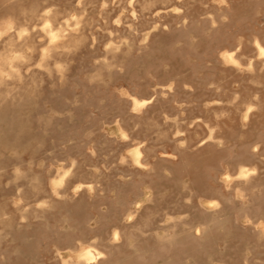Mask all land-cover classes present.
Instances as JSON below:
<instances>
[{"label":"rangeland","instance_id":"1","mask_svg":"<svg viewBox=\"0 0 264 264\" xmlns=\"http://www.w3.org/2000/svg\"><path fill=\"white\" fill-rule=\"evenodd\" d=\"M11 21L0 264H264V0H0Z\"/></svg>","mask_w":264,"mask_h":264},{"label":"bare ground","instance_id":"2","mask_svg":"<svg viewBox=\"0 0 264 264\" xmlns=\"http://www.w3.org/2000/svg\"><path fill=\"white\" fill-rule=\"evenodd\" d=\"M46 3H47V1H45ZM37 3L38 2H36V5H37ZM80 3V2H79ZM87 5V4H86ZM130 5V4H129ZM35 7V6H34ZM26 9V8H25ZM33 9V8H32ZM36 9V8H35ZM44 9H46V8H44ZM52 9V8H51ZM175 9V8H174ZM47 13H49V10H46V12H45V15L41 18L42 20H43V18H44V25L45 24H47V25H49V27L48 28H45L44 27V25L43 24H41L42 26H43V31L45 32V34L48 36V38H49V41H48V43H49V46L48 47H46L45 45V47H44V49L42 50V57H40V58H42L41 59V61L43 60V63L41 62V64L42 65H44L45 67H47V69H50L49 68V66H48V59L52 56L51 54V50L52 49H58V48H61V47H64L66 44H65V42H67V41H65V39H64V34H62L63 33V31H64V29L60 26V27H58V28H56L55 26H53V24H52V21H51V18H50V15L49 14H47ZM35 15V14H34ZM41 16V15H40ZM53 17H54V15H53ZM56 17V16H55ZM9 18V17H8ZM35 18V17H34ZM12 19V18H11ZM30 22V21H29ZM11 23H12V25H13V27H15L14 26V23L11 21ZM35 24H37V23H35ZM21 26V25H20ZM36 27V26H35ZM34 27V28H35ZM39 27V26H38ZM20 28V27H19ZM29 28H30V25H29ZM77 28V30H78V27H76ZM18 30V29H17ZM21 30H26L27 31V29L26 28H22V29H20V31ZM19 31V30H18ZM20 31L18 32V33H20ZM75 31V30H74ZM42 32V31H41ZM67 32V31H66ZM70 32V31H69ZM72 32V31H71ZM28 33V32H27ZM75 33V32H74ZM73 33V34H74ZM53 34H55V36H56V39L55 40H53ZM20 36V35H19ZM45 36V35H44ZM11 37V36H10ZM35 37V36H34ZM14 38H15V36H14ZM17 38V37H16ZM21 38V37H20ZM47 38V39H48ZM79 38V37H78ZM77 38V39H78ZM81 38V37H80ZM6 39V38H5ZM4 39V40H5ZM22 39V38H21ZM77 39H76V41H77ZM82 39V38H81ZM11 40H12V38H11ZM36 41V40H35ZM3 43H5V42H3ZM7 43V42H6ZM47 43V44H48ZM70 44H72L71 42H70ZM69 44V45H70ZM14 45V44H13ZM24 45L25 46H28V47H31V48H34V47H32L33 46V37L32 36H30V37H28V38H26V40L24 41ZM67 46V45H66ZM14 47V46H13ZM27 47V48H28ZM42 47V46H41ZM68 47V46H67ZM70 47V46H69ZM256 47H257V50H258V52L261 54V55H263L264 54V46H262L261 45V43H259V41L258 42H256ZM62 49V48H61ZM13 50V49H12ZM11 50V51H12ZM29 50V49H28ZM31 50V49H30ZM65 50V49H64ZM10 51V50H9ZM34 51V50H33ZM16 52V51H15ZM18 52V51H17ZM63 52V51H62ZM6 53V52H5ZM9 53V52H8ZM23 53V52H22ZM21 53V55H19V56H21V57H24V55ZM59 53V52H58ZM61 53V52H60ZM16 54V53H15ZM30 54V53H29ZM226 54V53H225ZM2 55V54H1ZM227 57L228 58H230L232 61H235V63H236V57H235V53L233 52V51H229V52H227ZM27 56V55H26ZM32 56V55H31ZM61 56V55H60ZM62 57V56H61ZM33 58V57H32ZM0 83H2L3 82V80H4V74L3 73H5L4 72V66L5 65H7L8 63H10L11 64V61H10V57L9 56H2V57H0ZM25 59H26V57H25ZM29 59V58H28ZM51 59V58H50ZM14 60V59H13ZM16 60V59H15ZM29 60H31V59H29ZM29 60H27V61H29ZM237 60H238V58H237ZM21 61V60H20ZM30 62V61H29ZM22 63H24V62H22ZM241 63V62H240ZM14 64V63H13ZM34 64V63H33ZM39 65H40V62H39ZM63 65V64H62ZM9 66H11V65H9ZM13 66V65H12ZM37 66V65H36ZM59 66H60V64H59ZM8 67V66H7ZM18 67V66H17ZM33 67V66H32ZM11 69H12V67H10ZM21 68V67H20ZM42 68V67H41ZM58 68V67H57ZM30 69V68H29ZM51 70V69H50ZM49 70V71H50ZM48 71V72H49ZM6 73H7V71H6ZM12 73V72H11ZM10 73V74H11ZM13 73H15V72H13ZM17 73V72H16ZM51 74V73H50ZM17 75H18V73H17ZM8 76V75H7ZM7 76H6V78H7ZM9 77H10V75H9ZM12 77V76H11ZM26 77H28V76H26ZM20 79H22V78H20ZM34 81V80H33ZM43 82V81H42ZM15 85V84H14ZM18 87V86H17ZM18 89V88H17ZM14 91H16V90H14ZM26 92V91H25ZM24 92V93H25ZM9 93V92H8ZM19 95V94H18ZM22 97V96H21ZM133 99V105H134V108H138L139 106H143V105H146L147 103H149L151 100H149V99H138V98H136V97H132ZM22 100V99H21ZM7 109V108H6ZM248 109H249V111L247 112V114L251 111V109H252V107L251 106H249L248 107ZM1 110V109H0ZM8 110V109H7ZM3 111V110H2ZM5 112V111H4ZM246 118V117H245ZM13 125V124H12ZM124 131V130H123ZM122 135L124 136V134L122 133ZM16 137V136H15ZM127 137V136H126ZM16 145V144H15ZM130 147V146H129ZM15 149V148H14ZM132 151H131V153H132V159L134 158L135 159V162L136 163H139L140 164V162H141V156H142V150H141V148H140V146H136V147H134L133 149H131ZM17 151V150H16ZM130 153V154H131ZM142 161H144L143 159H142ZM4 163V162H3ZM145 163V162H144ZM6 165V164H5ZM141 165V164H140ZM76 167V166H75ZM15 169V168H14ZM3 171V170H2ZM67 171V170H66ZM69 171V170H68ZM72 171V170H71ZM249 171V169H247L246 167H242L241 169H240V171H239V176L240 177H246L247 176V172ZM18 172V171H17ZM16 173V172H15ZM2 175V174H1ZM16 175H18L17 173H16ZM25 175V174H24ZM230 175V174H229ZM225 176V175H224ZM238 177V176H237ZM14 178H15V176H14ZM64 179H65V175H63L59 180H56L55 182H54V186H53V191L55 192V193H58V191H57V188H56V185L58 184L59 185V183L60 182H63L64 181ZM249 179V178H248ZM83 184V183H82ZM29 185V184H28ZM89 185V184H88ZM91 185V184H90ZM84 187V186H83ZM82 187V188H83ZM74 188V187H73ZM75 189V188H74ZM191 190V189H190ZM37 201V200H36ZM45 204V203H44ZM49 209V208H48ZM52 209V208H51ZM28 210V209H27ZM3 211H4V209H3ZM3 211H2V213H3ZM1 212V211H0ZM138 212V211H137ZM1 215L2 214H0V221L1 222H5V220L6 219H4L3 217H1ZM212 217H213V214H212ZM24 218V217H23ZM215 219V218H214ZM211 222V221H210ZM213 222V221H212ZM204 225H202V227H203ZM207 226V224L205 225V227ZM208 227V226H207ZM206 227V228H207ZM206 228H205V230H206ZM198 229V228H197ZM203 229V228H202ZM205 230H203L204 232H205ZM198 231V230H197ZM198 232H200V231H198ZM176 234V233H175ZM174 234V235H175ZM202 234V233H201ZM165 235V234H164ZM257 235V234H256ZM260 235H262V233L260 234ZM162 237V236H161ZM165 237V236H164ZM167 237V239H169V241H171L170 240V238L172 237V235H168V236H166ZM176 237H179L178 235H176ZM175 237V238H176ZM256 237V236H255ZM114 238H115V236H114ZM116 239V238H115ZM172 239H173V237H172ZM118 241V240H117ZM161 242H162V240H161ZM160 246V245H159ZM67 250V249H66ZM134 254V253H133ZM104 256V253L102 252V251H100L99 249H97L94 245H92V244H89L88 246H86V247H83L80 251H79V253H78V260L77 261H73V259H71V260H68V261H66V264H91V263H95V262H97L101 257H103ZM64 260L62 259V262H63Z\"/></svg>","mask_w":264,"mask_h":264},{"label":"clouds","instance_id":"3","mask_svg":"<svg viewBox=\"0 0 264 264\" xmlns=\"http://www.w3.org/2000/svg\"><path fill=\"white\" fill-rule=\"evenodd\" d=\"M44 27H45V28H48L49 25L45 24ZM10 31H13V25H12L11 22H8V23H7V27H6V29H5V32L2 33V34H0V35H7L8 32H10ZM19 35H20L21 37H23V36L28 35V33H27L26 30H21L20 33H19ZM55 39H56V36H55V34H53V40H55ZM14 59H23V57L17 55L16 57H14ZM12 71H16V69L13 68ZM5 75L7 76V73H5Z\"/></svg>","mask_w":264,"mask_h":264}]
</instances>
